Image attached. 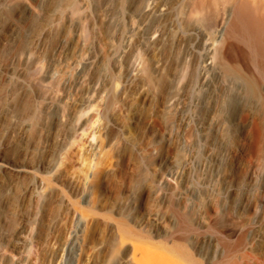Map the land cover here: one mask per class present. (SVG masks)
Listing matches in <instances>:
<instances>
[{"label": "rangeland", "instance_id": "1", "mask_svg": "<svg viewBox=\"0 0 264 264\" xmlns=\"http://www.w3.org/2000/svg\"><path fill=\"white\" fill-rule=\"evenodd\" d=\"M236 2L0 0V264H264V82L209 59Z\"/></svg>", "mask_w": 264, "mask_h": 264}, {"label": "bare ground", "instance_id": "2", "mask_svg": "<svg viewBox=\"0 0 264 264\" xmlns=\"http://www.w3.org/2000/svg\"><path fill=\"white\" fill-rule=\"evenodd\" d=\"M210 1L215 3L216 6L219 4L218 2H220V0H193L190 14H198L199 11L204 12L205 9L210 6ZM161 11L164 12L166 9H161ZM83 28V22L79 23V28H77V36L79 40H84L85 36ZM227 35L228 38L220 50H217L218 47L216 48L215 42L209 43L211 51L209 59L214 60L217 58L220 63L224 64L225 60L229 57L234 43H236L239 46L245 47L248 56L254 62L257 79L264 82V0H237L233 20ZM147 38L150 41L152 34H149ZM135 52L136 50L133 51V55ZM17 59L20 62V67L17 71L18 80L21 82L30 81L32 75L37 72L40 67L41 60H39L36 56V49L21 53ZM93 61L94 60L91 56L86 55L83 51H79L71 60H69L68 65H80V68L78 67L79 69H81L82 66L81 72L83 73L85 67L88 64L93 63ZM58 67V64L53 66L47 72L44 80L54 79V71ZM7 72L10 78H14L16 76V71L12 73L10 70H7ZM97 85L98 83L96 82L91 87L86 95V99L89 100L92 98ZM7 164L10 165V163ZM8 165L3 164L2 166L8 168ZM14 166L19 169L22 168L20 165Z\"/></svg>", "mask_w": 264, "mask_h": 264}]
</instances>
